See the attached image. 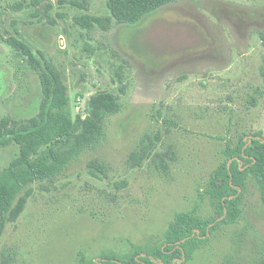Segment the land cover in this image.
Returning <instances> with one entry per match:
<instances>
[{
  "label": "rangeland",
  "instance_id": "1",
  "mask_svg": "<svg viewBox=\"0 0 264 264\" xmlns=\"http://www.w3.org/2000/svg\"><path fill=\"white\" fill-rule=\"evenodd\" d=\"M13 37L55 65L74 119L101 92L118 110L106 113L98 144L33 184L0 241V264H78L161 242L177 212L218 216L205 190L211 172L228 143L264 132V0H176L136 24L119 23L107 0H0L8 129L35 118L43 99L41 68ZM19 153L13 140L2 146L0 171ZM241 208L185 264H264V204L253 179Z\"/></svg>",
  "mask_w": 264,
  "mask_h": 264
},
{
  "label": "trees",
  "instance_id": "2",
  "mask_svg": "<svg viewBox=\"0 0 264 264\" xmlns=\"http://www.w3.org/2000/svg\"><path fill=\"white\" fill-rule=\"evenodd\" d=\"M173 1L107 0V7L119 23L136 24ZM9 41L41 68L43 99L38 115L19 128L8 129L6 121H0V148L10 140L20 147L19 156L0 171V241L8 223L17 221L23 213L34 192L33 184L56 177L83 151L98 144L104 136L106 113L118 110L115 97L101 92L92 98L90 113L74 119L68 86L55 65L38 59L23 40L13 37ZM149 147L143 142V155ZM224 155L205 189L218 216L203 218L196 210L177 212L161 242L132 244L121 254L82 256L78 264H185L192 260L218 229L237 222L249 179L257 184L264 204V132L247 139L240 136L235 144H227Z\"/></svg>",
  "mask_w": 264,
  "mask_h": 264
}]
</instances>
